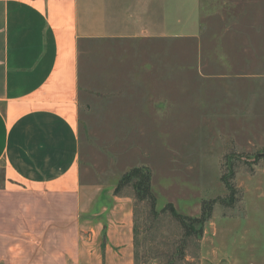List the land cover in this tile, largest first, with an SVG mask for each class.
Masks as SVG:
<instances>
[{
	"label": "rangeland",
	"instance_id": "374dc122",
	"mask_svg": "<svg viewBox=\"0 0 264 264\" xmlns=\"http://www.w3.org/2000/svg\"><path fill=\"white\" fill-rule=\"evenodd\" d=\"M199 9L194 36L82 46V179L116 187L149 169L153 207L131 183L114 192L133 200L135 264H264V0ZM203 202L202 233L185 235L167 206L198 217Z\"/></svg>",
	"mask_w": 264,
	"mask_h": 264
},
{
	"label": "crops",
	"instance_id": "0c3cea01",
	"mask_svg": "<svg viewBox=\"0 0 264 264\" xmlns=\"http://www.w3.org/2000/svg\"><path fill=\"white\" fill-rule=\"evenodd\" d=\"M168 29L196 35L199 0H0V264H135L132 198L82 179L79 57Z\"/></svg>",
	"mask_w": 264,
	"mask_h": 264
},
{
	"label": "trees",
	"instance_id": "16d2710c",
	"mask_svg": "<svg viewBox=\"0 0 264 264\" xmlns=\"http://www.w3.org/2000/svg\"><path fill=\"white\" fill-rule=\"evenodd\" d=\"M222 181L232 194L235 190L234 186L231 183H228L224 177L222 178ZM128 183H131L132 187L134 188L135 198L140 200H148L150 201L151 206H154L155 197L151 190L150 171L147 167H134L125 173L116 185L115 193L119 192L122 185ZM167 208L170 210L172 215L180 221L185 235H200L203 231V223L209 217L211 205L206 207V203L203 202L201 205V213L198 217H191L181 214L177 212L171 204H169Z\"/></svg>",
	"mask_w": 264,
	"mask_h": 264
}]
</instances>
